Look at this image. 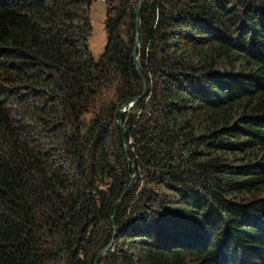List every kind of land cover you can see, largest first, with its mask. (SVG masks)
I'll return each mask as SVG.
<instances>
[{
	"label": "trees",
	"instance_id": "1",
	"mask_svg": "<svg viewBox=\"0 0 264 264\" xmlns=\"http://www.w3.org/2000/svg\"><path fill=\"white\" fill-rule=\"evenodd\" d=\"M0 0V264H93L132 174L137 0ZM137 176L99 264H264V0H144Z\"/></svg>",
	"mask_w": 264,
	"mask_h": 264
},
{
	"label": "water",
	"instance_id": "2",
	"mask_svg": "<svg viewBox=\"0 0 264 264\" xmlns=\"http://www.w3.org/2000/svg\"><path fill=\"white\" fill-rule=\"evenodd\" d=\"M143 1L144 0H137L136 5H135V36H134V45H133V49H132V53H131V60H132L133 65L135 67L136 73L138 74V76L142 80L143 89H142L141 94L138 97L133 98V99H129L117 112V117H118L117 118V126H118V129L120 132V138H121V141L123 144L124 154L126 156L128 164H130L132 174L130 176V183H129L128 187L126 188V190L122 194L121 198L113 205L111 212H110V219H111V223L113 226V239L109 245H107L105 248H103L102 250H100L97 253L93 264H99V262L101 261L103 256L113 247L114 239H115V236L117 233V225H116L115 220H114V212H115L117 206L119 205V203L122 201V199L125 197V195L131 190V188L133 187V184H134V172H135L136 167H135V163L131 161V159L129 158V155H128L129 149H128L127 143L125 141L124 125H123L121 119H122V115L124 113V108H126L130 104H134V103L144 99L145 97L148 96L149 91H150L149 79L146 76V74L143 72V70L140 66L139 56H138V51L140 48V14H141V8L143 5Z\"/></svg>",
	"mask_w": 264,
	"mask_h": 264
},
{
	"label": "rangeland",
	"instance_id": "3",
	"mask_svg": "<svg viewBox=\"0 0 264 264\" xmlns=\"http://www.w3.org/2000/svg\"><path fill=\"white\" fill-rule=\"evenodd\" d=\"M105 4L101 0H94L90 6L89 20L91 25V34L88 39V49L94 59L99 58L106 44V34L104 31ZM125 131V127H124ZM137 171L134 172V183ZM134 185V184H133Z\"/></svg>",
	"mask_w": 264,
	"mask_h": 264
},
{
	"label": "built area",
	"instance_id": "4",
	"mask_svg": "<svg viewBox=\"0 0 264 264\" xmlns=\"http://www.w3.org/2000/svg\"><path fill=\"white\" fill-rule=\"evenodd\" d=\"M133 105L134 104H130L126 108H124V113H128L130 111V109L132 108Z\"/></svg>",
	"mask_w": 264,
	"mask_h": 264
}]
</instances>
